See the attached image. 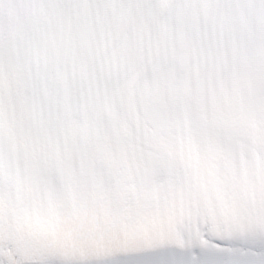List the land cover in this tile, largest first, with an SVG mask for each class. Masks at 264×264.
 <instances>
[{"label":"snow or ice","instance_id":"1","mask_svg":"<svg viewBox=\"0 0 264 264\" xmlns=\"http://www.w3.org/2000/svg\"><path fill=\"white\" fill-rule=\"evenodd\" d=\"M105 131L70 166L0 165V264H264V136L155 103Z\"/></svg>","mask_w":264,"mask_h":264},{"label":"clouds","instance_id":"2","mask_svg":"<svg viewBox=\"0 0 264 264\" xmlns=\"http://www.w3.org/2000/svg\"><path fill=\"white\" fill-rule=\"evenodd\" d=\"M4 9H5V12H7V10H8V6L5 5V6H4Z\"/></svg>","mask_w":264,"mask_h":264}]
</instances>
